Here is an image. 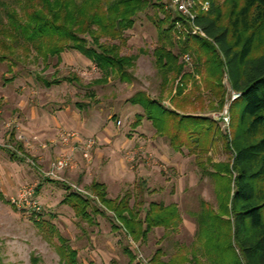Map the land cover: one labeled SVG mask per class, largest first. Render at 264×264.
Instances as JSON below:
<instances>
[{"label": "rangeland", "instance_id": "obj_1", "mask_svg": "<svg viewBox=\"0 0 264 264\" xmlns=\"http://www.w3.org/2000/svg\"><path fill=\"white\" fill-rule=\"evenodd\" d=\"M162 1V9L149 7L138 13L133 27L124 32L127 40L121 43L120 54L132 55L134 63L127 67V75L121 79L114 72L107 83H94L104 72L72 49L61 52L59 64L56 56L44 60L35 50L23 53L16 46L12 57L0 61V191L4 196V199L0 198V264H59L54 244L58 241H46L34 224V219L40 217L52 222L70 247L77 251L78 264H153L151 258L158 248L163 253L160 258L165 261L176 254L189 258L195 254L201 263L209 262L210 255L197 238L201 225L195 214L201 210V201L215 209L218 207L213 179L203 169H213L209 159L212 163L231 164V152L226 150L221 136L215 137V142L205 153L173 150L166 137L157 133L147 119L144 118L138 127L132 126L135 114L142 113V108L133 105L129 99L137 91H144L161 99L165 106L176 109L170 100L172 95L178 100L190 95L191 104L187 101L183 110H176L214 119L230 140L229 107L227 126H223L220 113L234 89L218 51L223 62L222 103L220 97L206 88L207 56L201 53L199 59L192 48L180 51L181 41L187 35L175 27L185 26V23L171 8L170 0ZM165 15L171 21L169 37L173 43L167 46L179 55L178 62L182 66L178 75L166 76L167 81L155 65L153 53L160 44L156 21ZM107 41L119 43L118 40ZM183 73H186V79ZM66 76L75 78L50 87L40 80ZM177 86H183L181 94L175 93ZM64 113L78 123V127L71 129L89 133L96 139L93 149H97L96 153L92 152L90 160L83 159L84 164H95L92 174L99 172L107 181L111 179V165L118 170L128 167L129 173H123L125 180L110 184L111 195L128 193L130 205L138 208L141 217L151 201L176 203L181 217L176 228H153L146 240L136 242L124 230L112 228L111 212L106 211L105 216L94 214L93 222H87L60 202L70 189L62 180L48 178L44 173L50 162L67 148L59 143L60 133L69 130L60 120ZM20 143L28 157L12 160L6 149L14 150ZM18 155L22 157L21 152ZM199 160L204 162L203 166L198 164ZM85 170L86 166L78 174H84ZM68 172L59 175L70 183L83 185L95 195L88 184L76 181L75 177L72 179ZM31 201L39 204V216L33 213ZM95 203L103 209L98 201ZM205 242L209 244L205 246L208 248L214 244Z\"/></svg>", "mask_w": 264, "mask_h": 264}, {"label": "trees", "instance_id": "obj_2", "mask_svg": "<svg viewBox=\"0 0 264 264\" xmlns=\"http://www.w3.org/2000/svg\"><path fill=\"white\" fill-rule=\"evenodd\" d=\"M209 1V9L199 12L195 20L205 37L198 33L186 34L180 51L192 48L199 59L201 53L207 56L204 82L217 97H222L220 78L223 71L217 51L222 55L231 87L240 93L229 105L230 140L214 119L176 110H183L187 101L191 104L187 94L179 100L172 95L170 100L176 109H171L161 99L137 91L129 100L133 105H139L142 113L135 114L132 126L138 127L145 118L157 133L166 137L173 150L186 149L189 154L208 152L216 136L223 138L232 161L231 164L212 163L209 159L213 169H203L213 179L218 208L200 202L201 210L195 214L201 225L197 238L210 255L207 264H264V0ZM149 7L162 9L163 1L0 0V61L12 57L16 46L23 53L35 50L44 60L56 56L59 64L61 52L72 49L104 72L94 83H107L114 72L121 79L127 75V67L134 63L132 55L120 54L119 47L127 40L124 32L133 27L134 17ZM168 18L165 15L156 21L160 44L153 51L155 65L162 71L164 81L168 80L169 74L176 76L182 71L179 55L168 47L173 44ZM164 23H168L166 27L161 26ZM107 40H118L119 43ZM182 76L186 79L187 75L183 73ZM73 78L47 80L43 77L40 80L50 87L61 81L71 82ZM182 90L183 86H177L175 93L181 94ZM6 151L12 160L28 157L21 143L14 150ZM203 163L198 161L199 165L203 166ZM90 188L103 209L96 206L95 200L69 190L60 202L87 222H93L94 214L105 216L106 211L111 212L112 228L124 230L133 241L146 240L153 228L173 230L181 222L176 203L151 201L141 217L138 208L130 205L128 193L108 198L105 186L97 181H93ZM0 198L4 199L1 191ZM33 213L35 216L40 214ZM34 224L46 241H58L54 244L59 264H78L77 251L70 247L52 222L40 217L34 219ZM206 240L214 244L205 247L209 246ZM125 250L134 258L130 250ZM162 254L160 248L156 249L151 262L203 264L195 254L190 258L176 254L166 261L160 258Z\"/></svg>", "mask_w": 264, "mask_h": 264}, {"label": "built area", "instance_id": "obj_3", "mask_svg": "<svg viewBox=\"0 0 264 264\" xmlns=\"http://www.w3.org/2000/svg\"><path fill=\"white\" fill-rule=\"evenodd\" d=\"M169 4L185 23V26L177 25L175 27L178 32H186V34L198 33L204 35L201 28L195 23V20L199 13L198 10L207 11L209 9V0H170ZM239 94V92L231 90L224 105L223 112L220 113V119L223 126H227L229 123V104L234 99H236ZM59 143L66 146L67 148L50 162L48 169L44 174L48 178L62 180L67 184L71 191L98 201L96 195H93L90 191L80 185L70 183L66 179H62V177L59 175L64 171H73L78 167V162L75 156V152L77 151L80 153L83 159L90 160L92 158V152L96 144V139L92 136L82 137L80 133L75 130H64L59 135ZM29 203L31 204L33 212L41 213L40 206L36 201H31Z\"/></svg>", "mask_w": 264, "mask_h": 264}, {"label": "crops", "instance_id": "obj_4", "mask_svg": "<svg viewBox=\"0 0 264 264\" xmlns=\"http://www.w3.org/2000/svg\"><path fill=\"white\" fill-rule=\"evenodd\" d=\"M60 120L62 121V125L64 127L68 128L69 130H73L71 128L78 127V123L75 122L74 117H71L69 114L64 113V116L62 114V118H60ZM79 133L82 137L91 136L89 133H83L82 131H80ZM96 150L97 149H95L93 151V153H96ZM75 156H76V160L78 162V167L75 170L68 172V175H70L72 177V179L76 178L75 179L76 181L79 180V182L82 184H88L89 187H91V183L93 181H97L99 183H102L105 186L108 198H116L118 196H121V195H115V196L111 195L110 184L112 185L114 182H117V184H118L119 182H122V180H125V179H123V178H125V177H123L124 176L123 173H126V174L129 173L128 167H125V168H122L121 170L120 169L118 170V169H115L113 165H111V172H112L111 173L112 174L111 179L106 181V180L102 179V177H100L101 175L99 172L92 174V172H95L94 171L95 164L94 165L84 164V160H83V158L79 152L76 153ZM85 166H86L85 173L84 174H82V173L78 174V172ZM96 169H97V166H96ZM69 191H71V190H69ZM109 196H111V197H109Z\"/></svg>", "mask_w": 264, "mask_h": 264}]
</instances>
